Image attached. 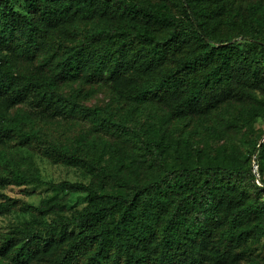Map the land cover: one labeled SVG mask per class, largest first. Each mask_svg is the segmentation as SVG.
Here are the masks:
<instances>
[{
  "label": "trees",
  "instance_id": "obj_1",
  "mask_svg": "<svg viewBox=\"0 0 264 264\" xmlns=\"http://www.w3.org/2000/svg\"><path fill=\"white\" fill-rule=\"evenodd\" d=\"M21 1L24 11L0 0V141L17 148H0V215L15 210L33 220L0 234L6 264H225L234 249L264 238V141L253 146L259 177L251 158L211 146L239 123L251 131L264 117L257 93L264 90V0L249 2L239 23L247 46L234 40L236 17L222 27L231 12L223 0ZM46 45L51 52L36 66ZM78 80L133 85L132 106L154 103L166 125L215 109L236 115L202 124L204 147L189 132L171 146L157 128L129 126L110 105L80 104L82 90L60 92ZM27 101L29 108L19 107ZM55 117L87 119L128 151L107 161L86 154V131L73 148L45 139L41 127ZM35 155L78 168L90 182L44 181ZM30 184L83 193L86 204L66 215V198L34 205L2 192Z\"/></svg>",
  "mask_w": 264,
  "mask_h": 264
},
{
  "label": "rangeland",
  "instance_id": "obj_2",
  "mask_svg": "<svg viewBox=\"0 0 264 264\" xmlns=\"http://www.w3.org/2000/svg\"><path fill=\"white\" fill-rule=\"evenodd\" d=\"M140 4L152 5L157 0H135ZM252 0H223L221 3L231 6L227 12L228 15H222L221 19L222 27L225 31L229 30L227 22L231 17H236L237 23L235 29L232 32L237 33L235 41H238L243 46H247V43L242 37V28L239 23L246 19V10L249 2ZM14 4L17 9L23 10V4L21 0H14ZM231 16V17H230ZM120 21L122 18H118ZM104 20H97V22H103ZM50 45H46L42 48V52L36 56L35 65L39 66L42 59L50 54ZM133 85L121 81H103L99 83H85L81 80L65 84L61 87L60 92L65 95H70L75 90H82L78 98L80 104L90 107H104L112 106L118 112V118H125L129 126L137 128H157L162 134L166 136V139L171 144L176 141V138L183 133H190L194 136V141L199 142L200 147H204L203 141V129L200 128L202 124L215 125L223 124L225 120H230L236 115V110L230 109L225 115H221V109H215L201 117H190L184 119L174 120L171 124H163L162 119L164 112L151 102L146 103L141 107L132 106L131 92ZM258 95L264 100V90H258ZM30 101L21 104L19 107L29 108ZM14 110H12L13 112ZM53 123L44 125L41 127V134L45 139L57 142L62 145L73 146L76 143V136L80 131L90 132V138L88 145L81 146L82 150L86 154H95L94 156L101 157L104 161H107L111 154L118 153L120 156L126 154L128 148L119 140L114 137L108 136L102 132H97L92 128V123L83 118H68V117H55L51 119ZM249 126H242L240 123L237 128L230 131H225L221 137L214 139L211 143L213 148H217L222 145H226L229 151L233 152L236 156L246 159L251 158L255 172L259 177V168L257 166L259 159V146L254 150L253 146L258 141H264V117L258 118L253 125L251 131ZM0 148H7L16 150L13 142L7 143L0 141ZM25 155L32 154L29 149H25L22 152ZM175 152L172 153L174 156ZM172 156L168 159V163H173ZM35 165L39 169L40 177L44 181H70V182H83L88 184L90 177L85 175L82 170L73 167H67L62 165H55L49 162L47 159L35 155ZM132 165L130 159L126 160V167ZM11 198L27 201L34 205H39L44 199H60L66 200L68 203V209L66 215L70 214L75 209H82L85 204V194L74 193L67 194L57 190H51L45 185L30 184L21 187L7 186L2 190ZM51 218H47L46 221L50 222ZM33 220V216L29 213H21L18 211H10L8 213L0 215V234H6L13 232L16 226H21L27 221ZM44 240H48L49 233L43 234ZM57 247L56 242L51 243V248ZM225 264H264V238L259 243H252L248 240L245 244L239 248L233 250V253L226 259H223ZM0 264H6L4 257H0Z\"/></svg>",
  "mask_w": 264,
  "mask_h": 264
},
{
  "label": "water",
  "instance_id": "obj_3",
  "mask_svg": "<svg viewBox=\"0 0 264 264\" xmlns=\"http://www.w3.org/2000/svg\"><path fill=\"white\" fill-rule=\"evenodd\" d=\"M263 142V141H262Z\"/></svg>",
  "mask_w": 264,
  "mask_h": 264
}]
</instances>
